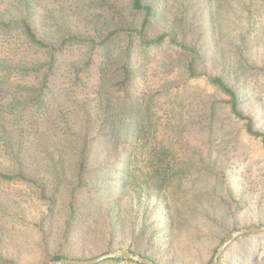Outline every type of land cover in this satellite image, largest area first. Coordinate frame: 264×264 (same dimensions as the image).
I'll list each match as a JSON object with an SVG mask.
<instances>
[{
  "label": "trees",
  "instance_id": "16d2710c",
  "mask_svg": "<svg viewBox=\"0 0 264 264\" xmlns=\"http://www.w3.org/2000/svg\"><path fill=\"white\" fill-rule=\"evenodd\" d=\"M170 1H114L117 11H129L139 22L120 24L99 36L71 28L68 13L56 10L50 15L54 30L44 29L31 0L20 1L24 11L15 6L16 14H0V201L7 203V185L35 187L47 201L37 228L25 237L29 246L33 239L39 242L35 246L46 247L51 237L58 193L53 182H65L73 199L88 187L108 200L97 203L105 214L95 221L109 236L101 254L116 245L164 264L143 250L150 230L139 221L138 211L153 197L167 213L170 233L191 234L200 224L204 237H210L226 224L238 227L237 214L244 203L234 197L227 169L218 159L219 125L239 124V134L258 141L263 150L264 131L242 109L231 83L230 52L218 44L221 36L201 27L198 32L203 8L196 7L201 14H191L197 0L176 7L177 25L168 22L154 37L148 35L157 20L172 12ZM235 1L210 0V25L214 27L215 16L229 22ZM207 38L214 42L210 49ZM72 47L81 50L65 58ZM229 137L221 143L225 152L235 145V138ZM46 157L49 161L42 168L39 159ZM91 167L101 173L93 176ZM109 170L116 175L113 180ZM68 174L73 182L65 179ZM49 188L52 192L46 195ZM73 202L59 232L62 246L50 260L96 257H70L78 251L67 252L75 250L81 238L70 239L74 225L89 221L91 215L77 214ZM22 211L21 205L0 204V215L15 223L29 221ZM247 235L264 242V231L240 235L217 264H227L233 245ZM118 237L123 240L117 242ZM259 248L249 251V259L235 258L232 263L253 264ZM97 264L142 263L111 258Z\"/></svg>",
  "mask_w": 264,
  "mask_h": 264
},
{
  "label": "rangeland",
  "instance_id": "374dc122",
  "mask_svg": "<svg viewBox=\"0 0 264 264\" xmlns=\"http://www.w3.org/2000/svg\"><path fill=\"white\" fill-rule=\"evenodd\" d=\"M21 0H0V14L14 15L16 14L15 6L20 11H24V7L20 5ZM117 0H31L33 5H37L36 16L38 23L41 22L46 28L54 30L52 24L54 19L50 16L51 10H56L59 14L67 12L73 23L71 28L76 30L91 32L94 36L103 35L108 29L114 28L120 24L134 22L138 24L137 16H132L129 11L120 12L115 9L112 2ZM122 1V0H119ZM160 2V0H154ZM188 0H171V11L167 19L156 21L149 30V36L154 37L155 34L165 28L170 22L176 23L177 9ZM61 3V4H59ZM235 7L232 10V19L229 22L218 20L215 16L214 27L210 25V0H197L193 2L191 11L192 16L199 13L198 8H203L200 15L198 25L202 29L209 32H217L221 36L218 44L230 52V64L232 69L231 83L238 90L241 97V106L244 112L251 114L256 121L255 127L264 131V0H236ZM184 6H182L183 8ZM216 11V10H215ZM58 16V14H55ZM37 23V24H38ZM58 29V27H55ZM42 32V31H41ZM229 36V37H228ZM207 47H213L214 42L210 39L206 40ZM81 48L72 47L66 49L65 58L76 56ZM120 50H122L120 48ZM244 54V56H242ZM63 85L62 80L56 85L59 90ZM51 104V103H50ZM52 107V106H51ZM224 120L226 116L222 117ZM239 124L233 122L221 123L219 125L218 139L215 142L216 152L220 163L224 164L228 172L229 184L235 193V198L241 199L244 203L239 210L238 227L232 229L230 225L220 227L214 231V235L204 237L205 235L197 228L186 232L170 233L167 228V213L162 204H157L156 198L153 197L148 203H143L138 213L141 215L139 221L146 225L150 232L147 235L149 240L143 245L145 254L155 255L162 263L171 264H206L212 256L213 249L216 247L214 255L220 245L229 237L234 230H241L253 226L264 225V150L262 144L249 138L246 135L239 134ZM233 136L235 145L229 152L223 151L221 143L226 138ZM218 148V149H217ZM41 164L49 159H39ZM32 161L35 162V159ZM44 164H42V168ZM93 176L101 172L92 169ZM113 180L116 175L109 170L110 179ZM64 178V177H63ZM70 182L73 179L69 176L65 178ZM56 185V206L55 213L51 215V237L47 242V246L37 247L39 242L30 240L33 244L29 246L25 237L34 232L37 228L35 222L38 221L39 212L45 209L46 200H44L37 188L27 187L25 185H7L6 194H3L7 203L0 201L5 206L21 205L23 213L29 215L27 219L21 223H15L0 215V254L4 261L0 264H13L10 260H15V264H48L55 260H50L55 250L61 248L63 242L60 237V231L65 225L64 217L70 212V202L73 200L77 207V214L89 216V221H78L72 229L70 239L79 236V242L76 249L70 257L89 258L97 256L105 251V242L109 239L107 228L102 229V225L95 220L99 214H105L102 207L97 206L100 201L108 202L103 199L101 193L91 191L88 187L82 188L73 199L71 188L66 187L65 182H53L50 185ZM52 188V187H51ZM47 189V194L52 189ZM95 204V205H94ZM124 207V204L122 205ZM97 228L105 231L95 232ZM129 230V227L126 228ZM122 230H118L117 234H121ZM90 233V235L88 234ZM75 233V234H74ZM32 238V237H31ZM258 241L256 242V240ZM123 240L117 238V242ZM124 247H127L128 239H124ZM254 250L256 260L253 264H264V242L259 236L242 237L233 245V251L225 258L227 264H233L232 260L237 258L249 259V251ZM84 249V251H79ZM117 248L116 245L112 251ZM125 249V248H124ZM67 250V249H65ZM63 249V252H66ZM111 251V252H112ZM109 253V252H108ZM242 253H244L242 255ZM71 254V253H70ZM179 254L181 258L176 259L175 255ZM214 255L212 257H214ZM242 255V257H241ZM61 259V258H60ZM213 259V258H212Z\"/></svg>",
  "mask_w": 264,
  "mask_h": 264
},
{
  "label": "water",
  "instance_id": "95a60500",
  "mask_svg": "<svg viewBox=\"0 0 264 264\" xmlns=\"http://www.w3.org/2000/svg\"><path fill=\"white\" fill-rule=\"evenodd\" d=\"M260 231H264V225L263 226H253L250 228L232 231L229 237L226 238V240L217 249V252L214 255L210 264H217L219 257L222 255L226 247L229 244H231L238 236L246 234V233H256ZM111 258L131 259V260L137 261L142 264H156L150 258L140 256L139 254H135L131 252L130 250L124 249V248L116 249L112 252L104 253L96 257L90 258V259L61 258V259L52 261L48 264H97V263H100L104 260L111 259Z\"/></svg>",
  "mask_w": 264,
  "mask_h": 264
}]
</instances>
